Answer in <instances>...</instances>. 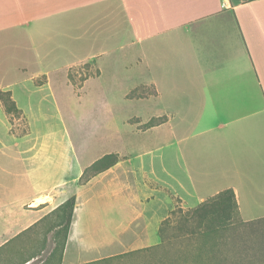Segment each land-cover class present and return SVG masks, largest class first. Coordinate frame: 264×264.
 Instances as JSON below:
<instances>
[{"label":"crops","instance_id":"obj_1","mask_svg":"<svg viewBox=\"0 0 264 264\" xmlns=\"http://www.w3.org/2000/svg\"><path fill=\"white\" fill-rule=\"evenodd\" d=\"M86 62L97 72L80 89L93 80L153 87L156 94L137 98L149 105L140 119L165 120L140 133L123 123L130 135L146 133V144L115 150L118 162L78 184L92 162L59 154L31 125L52 121L47 105L57 100L47 91L56 73L68 85V70ZM0 92L29 125L12 133L0 102V264H42L38 226L71 195L59 264L81 262V220L109 212L95 208L101 203L133 217L145 177L188 208L231 188L243 221L264 218V0H0ZM110 170L111 182L99 186Z\"/></svg>","mask_w":264,"mask_h":264},{"label":"rangeland","instance_id":"obj_2","mask_svg":"<svg viewBox=\"0 0 264 264\" xmlns=\"http://www.w3.org/2000/svg\"><path fill=\"white\" fill-rule=\"evenodd\" d=\"M96 72L91 62L74 66L68 70V85L64 84L60 73H56L57 77H54L52 83L53 90L52 92L47 91L48 95L51 94L52 97L54 95L57 100L56 104L51 101L50 106L47 105L52 121L49 125L39 122L31 125L32 131L36 137H41L43 144L56 149L59 154L69 155L74 152L83 164H89L106 153H116L115 150L118 149H122L123 152L136 153L146 144V133L130 135V132L127 133L129 127L124 124H137L136 132L140 133L149 128L147 122L151 119L142 121L140 119L148 115L146 114V107H149L146 104L147 101L127 97L128 94L134 96L139 92H149L150 86L130 92L131 86L127 87L129 82L127 86L125 84L127 80L126 82L122 80L120 85L115 86L109 82L101 88L93 80L80 89L84 79L91 75L94 76ZM0 102L9 107L12 133L16 135L27 133L29 125L25 115L11 109L7 95L0 93ZM154 117L163 118L165 116ZM121 137L122 140H120ZM129 142L135 143L129 146ZM153 147L154 143H151L150 139L146 148L152 149ZM156 153L152 150L145 157L149 160ZM116 154L119 159L122 158L118 153ZM138 159L144 161L145 158ZM156 162L157 159L154 160V164ZM144 179L151 189L146 187L136 189L141 196L136 198L139 212L133 217L130 218L117 212L119 211L118 205L113 207L109 204L111 206L108 209V205L101 203L95 208L107 209L109 212L102 211L81 220L80 236L76 240L79 241L84 251L76 256V259L81 261L77 264H136V260L130 257H115V255L158 243L157 231L162 220L170 216L172 210L180 207L188 208L183 206L180 200L167 188L162 187L159 182L149 177ZM111 180L112 170L101 177L99 186ZM112 190V186H109V191ZM122 208L123 206L121 210ZM53 223V217H49L38 226L41 235L38 238V247L35 248V252L40 253L42 264H58V252L48 258L55 243L61 240V233L55 237L53 230L50 231ZM225 242L226 263L264 264V219L246 223L239 217L238 209H235L232 225L226 231ZM70 259L68 254V262ZM93 260L100 261L88 263Z\"/></svg>","mask_w":264,"mask_h":264},{"label":"trees","instance_id":"obj_3","mask_svg":"<svg viewBox=\"0 0 264 264\" xmlns=\"http://www.w3.org/2000/svg\"><path fill=\"white\" fill-rule=\"evenodd\" d=\"M146 87V85L141 84L130 92ZM0 93L8 96L11 109L22 112L16 107L9 92ZM151 94H156L153 87L149 92H139L134 96L128 94L127 97L143 98ZM2 105L9 116V107L4 103ZM164 120L165 117H152L147 122V126L157 125ZM22 134L24 133L20 135ZM119 160L118 155L113 152L102 155L83 169L78 184H85L93 176L113 166ZM75 204L76 197L71 195L41 219L44 221L53 217L54 223L50 227V231L53 230L55 237L61 233V240L55 243L48 256L51 258L58 252V264L63 256ZM235 209H237V203L234 191L231 188H226L195 207L187 209L180 207L172 210L171 215L164 218L158 227V243L123 252L115 255V257L127 256L136 260V264H228L225 262L226 256L224 255L226 231L232 225ZM262 219L264 218L244 222L252 223ZM97 261L100 260H93L88 263Z\"/></svg>","mask_w":264,"mask_h":264}]
</instances>
